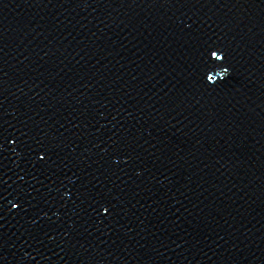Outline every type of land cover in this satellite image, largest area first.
Listing matches in <instances>:
<instances>
[{"label": "water", "instance_id": "1", "mask_svg": "<svg viewBox=\"0 0 264 264\" xmlns=\"http://www.w3.org/2000/svg\"><path fill=\"white\" fill-rule=\"evenodd\" d=\"M0 264H264V0H0Z\"/></svg>", "mask_w": 264, "mask_h": 264}, {"label": "snow or ice", "instance_id": "2", "mask_svg": "<svg viewBox=\"0 0 264 264\" xmlns=\"http://www.w3.org/2000/svg\"><path fill=\"white\" fill-rule=\"evenodd\" d=\"M216 53H214V55H215Z\"/></svg>", "mask_w": 264, "mask_h": 264}]
</instances>
